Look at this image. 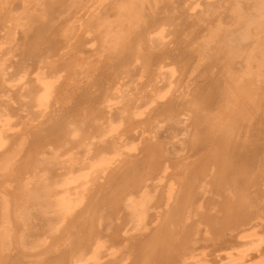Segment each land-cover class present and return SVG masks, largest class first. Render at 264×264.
Masks as SVG:
<instances>
[{
	"label": "bare ground",
	"instance_id": "6f19581e",
	"mask_svg": "<svg viewBox=\"0 0 264 264\" xmlns=\"http://www.w3.org/2000/svg\"><path fill=\"white\" fill-rule=\"evenodd\" d=\"M263 226L264 0H0V264H264Z\"/></svg>",
	"mask_w": 264,
	"mask_h": 264
},
{
	"label": "rangeland",
	"instance_id": "374dc122",
	"mask_svg": "<svg viewBox=\"0 0 264 264\" xmlns=\"http://www.w3.org/2000/svg\"><path fill=\"white\" fill-rule=\"evenodd\" d=\"M12 71V70H11ZM13 85H16V83H13ZM131 87H132V85H130ZM131 87H130V89H131ZM125 90H126V92L125 93H127L128 95H132V91L130 92L129 91V87H127V89L125 88ZM128 90V91H127ZM117 110V109H116ZM115 110V111H116ZM116 113H117V111H116ZM117 115V114H116ZM166 128V127H165ZM163 129L162 128V130H159V133L157 134V137L159 138V139H162V140H166V141H169V142H171L170 144H172L171 146H170V148L171 147H174V149L176 150V151H174V152H178L177 154H179V155H181L184 151H182V148H183V146H185L184 144H185V141L184 140H186V138H187V135L185 136L184 134L186 133L187 134V132H185V131H181L180 129H182L183 127H182V125H181V127L178 129V131H177V129L176 130H173L172 128H166V129ZM169 129V130H168ZM171 130H173L172 132H171ZM180 130V131H179ZM181 132H183L182 134H181ZM185 132V133H184ZM171 133H174V134H172L171 135ZM177 136H176V135ZM177 138H176V137ZM166 138V139H165ZM171 139V140H170ZM181 151V152H180ZM77 157L79 158V159H77ZM75 156V158H76V160H78L76 163H74V165L73 166H71L70 164H66L65 165V168H60V167H56V170H57V174L58 175H61V180H63V181H68V180H72V178H75L77 175H78V172L82 169V166H83V162H82V160H80L81 158V154L80 155H78V156ZM82 157H84V154H82ZM83 159V158H82ZM151 192L153 191V189L151 188V190H150ZM153 193V192H152ZM35 226H37V224L35 225ZM263 234H264V226H263V229H262V231H261ZM261 233V234H262ZM262 236H264V235H262ZM215 257H209V264H220L217 260H216V258L214 259ZM211 262H213V263H211Z\"/></svg>",
	"mask_w": 264,
	"mask_h": 264
}]
</instances>
